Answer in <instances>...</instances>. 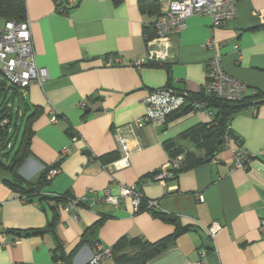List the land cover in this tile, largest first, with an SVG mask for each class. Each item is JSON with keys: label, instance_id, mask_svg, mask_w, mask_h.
<instances>
[{"label": "crops", "instance_id": "0c3cea01", "mask_svg": "<svg viewBox=\"0 0 264 264\" xmlns=\"http://www.w3.org/2000/svg\"><path fill=\"white\" fill-rule=\"evenodd\" d=\"M140 1L122 0L114 6L111 0H78L61 11L56 0H24L36 65L45 70L46 79L22 95L30 111L37 108L38 113L31 125L30 155L19 174L31 183L45 168L58 173L23 202L24 195L3 183L6 176L0 170V264H58L46 232L56 212L43 197L90 198L89 191L106 188L117 195L120 185L135 186L145 200L157 202L155 212L175 223L153 216L144 202L134 212L128 198L116 207L89 201L59 213L54 232L65 253L95 224L90 240L105 250L121 238L155 243L187 228L146 264H189L202 251L204 264H264V232L259 229L264 218V104L241 110L228 124L236 145L251 158L244 168L233 169L231 145L176 179L164 184L154 179L169 161L164 143L211 121L205 111L185 112L184 107L164 126L145 123L132 129L128 137L139 149L129 167L114 172L112 182L104 170L119 157L117 130L143 118V101L152 91L170 87L187 96L206 94L213 51L203 45L209 39L218 44L223 70L247 87L245 97L264 93V0H238L237 16L217 28L207 17L188 18L186 29L171 39L172 58L163 66L137 69L132 61L146 51L144 30L152 33L160 7L170 0H156L159 11L153 14L141 12ZM5 23L0 18V33ZM80 102L85 105L79 107ZM52 110L55 123L50 122ZM182 144L194 150L188 142ZM212 224L221 227L214 240L203 229ZM34 230L42 233L21 234ZM92 243L78 251L72 264H88L95 252ZM100 264H113V259Z\"/></svg>", "mask_w": 264, "mask_h": 264}, {"label": "built area", "instance_id": "2783aa9c", "mask_svg": "<svg viewBox=\"0 0 264 264\" xmlns=\"http://www.w3.org/2000/svg\"><path fill=\"white\" fill-rule=\"evenodd\" d=\"M78 0H65L61 2L56 0L57 7L61 11L74 7ZM239 1L238 0H170L166 5L160 7L159 14L153 24L154 37L146 40V51L141 58H135L132 61L134 68L140 69L149 64L167 63L172 58L171 39L181 34L187 27L186 20L192 16L207 17L211 21L213 28L221 27L229 20L237 16ZM218 44L213 39H209L203 47L206 50L213 51V55L207 63L208 76L204 84L206 94L213 96L218 100L224 101H241L247 92V87L237 79L228 75L222 68L221 55L217 52ZM120 63L119 59H116ZM110 63V62H108ZM0 74L4 81L11 86L17 87L22 95L32 84L41 85L46 79V72L43 68L36 65L29 21L22 22L8 21L5 23L0 33ZM256 92H254L255 94ZM187 94H178L170 87H164L152 91L144 99L145 112L141 120L118 129L115 138L118 144L119 157L109 165L104 167L110 181H113V173L129 167V159L133 152L139 149L137 144H132L128 133L132 129H139L145 123L154 127L164 126L167 118L183 109L191 107L192 112L205 111L209 117L212 113L206 105L198 101L187 100ZM83 102L79 107H83ZM57 116L51 112L50 122L55 123ZM221 142L224 148L231 145L233 147V169L244 168L250 162L249 156L239 146L236 145L235 139L231 135L229 128L221 136ZM182 157L170 159L166 166L154 174V179L164 184L168 180L175 179L177 170L180 168ZM57 169H50L47 173V179L55 176ZM91 197L71 198L63 206L56 208L59 213H69L71 210H77L88 204L105 203L112 206H118L125 198L130 199V205L134 212H138L141 204L144 202L146 210L153 211L157 207L156 201L145 200L143 194L135 186L120 185L117 195H112L108 188L100 193L88 192ZM55 197L57 195H54ZM23 202H27L26 197H22ZM197 201H202V197L197 194ZM75 219L76 216L74 215ZM211 240L221 230L217 224L209 227H203ZM259 229L264 232V218L259 222ZM95 252L88 261V264H100L104 258L111 256V249H101L96 244ZM206 254L200 252L199 259L189 264H204L203 259Z\"/></svg>", "mask_w": 264, "mask_h": 264}, {"label": "trees", "instance_id": "16d2710c", "mask_svg": "<svg viewBox=\"0 0 264 264\" xmlns=\"http://www.w3.org/2000/svg\"><path fill=\"white\" fill-rule=\"evenodd\" d=\"M111 1L114 6L122 3V0ZM138 4L140 11L143 13L153 14L159 11V5L156 0H141ZM0 18L6 22L24 21V0H0ZM150 29L152 33H148L146 29L144 30L145 40L154 37L153 24L150 26ZM164 64H149L147 66H163ZM187 100L189 103L198 101L205 104L212 115L211 121L208 124L195 125L181 133L175 139L168 140L164 143L165 150L170 159L178 156L182 157L181 166L177 170V175L207 160L213 159L224 148L222 142L220 144L218 143L217 133L220 132L222 136L228 128L232 117L241 110L264 104V93L256 92L254 95L244 97L241 101L236 102L218 100L213 96L203 93L188 95ZM36 109L30 111V107L24 100L21 91L15 86L8 85L0 76V170L6 176L3 183L8 188L24 195L26 198L34 193L38 194L41 191L42 187L48 182V171L53 168H45L31 183H26L19 174L20 167L30 155L31 125L33 118L38 113V109ZM190 110L191 107L185 108V112ZM183 142H188L194 150L186 149L182 144ZM71 198L73 197L70 195L42 198V200L50 201L52 209L56 212V217L48 226L46 232L51 234L54 243L51 249L52 260L58 264H72L73 258L78 251L84 245L92 243L90 239L98 226V224H95L87 228L76 247L70 253H65L54 232L56 221L59 219V212H57L56 208L63 206ZM150 212L153 216L164 222L175 223V220L170 216L155 212L154 210ZM187 230V228H177L173 234L155 243L121 238L111 248L113 264H146L149 259L167 249L180 234ZM40 233L42 231L34 230L25 231L21 234L23 236H31ZM94 245L96 244L92 243L93 247H95ZM128 250L133 251L128 253Z\"/></svg>", "mask_w": 264, "mask_h": 264}, {"label": "water", "instance_id": "95a60500", "mask_svg": "<svg viewBox=\"0 0 264 264\" xmlns=\"http://www.w3.org/2000/svg\"><path fill=\"white\" fill-rule=\"evenodd\" d=\"M217 138H218V143L220 144L221 143V133L220 132L217 133Z\"/></svg>", "mask_w": 264, "mask_h": 264}, {"label": "rangeland", "instance_id": "374dc122", "mask_svg": "<svg viewBox=\"0 0 264 264\" xmlns=\"http://www.w3.org/2000/svg\"><path fill=\"white\" fill-rule=\"evenodd\" d=\"M1 76V75H0ZM1 78H2V76H1Z\"/></svg>", "mask_w": 264, "mask_h": 264}]
</instances>
